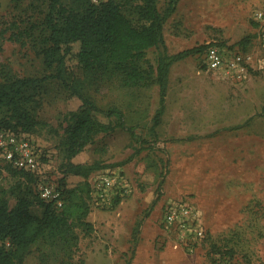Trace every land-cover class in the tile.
<instances>
[{"label":"rangeland","instance_id":"rangeland-1","mask_svg":"<svg viewBox=\"0 0 264 264\" xmlns=\"http://www.w3.org/2000/svg\"><path fill=\"white\" fill-rule=\"evenodd\" d=\"M167 2L158 0L161 11ZM44 7V0H0V76L2 66L21 76L46 73L34 40L17 36L29 21L44 16ZM256 9H264V0H180L164 27L169 52L211 41L242 49L237 44L248 35L252 40L246 50L258 52ZM127 12L135 24L142 23L135 10ZM147 58L156 64L157 49H149ZM88 91L102 106L120 107L125 124L99 134L79 160L105 166L98 170H121L132 191L109 208L90 197L87 219L95 227L79 230L74 264H139L143 229L150 227L146 220L152 215L162 227L166 203L177 198L194 201L203 213L207 238L197 251L202 250L199 264H264V71L251 70L235 82L207 72L198 52L176 61L158 124V83L127 88L112 80ZM81 104L60 82H51L37 111L46 125L29 132L43 148L44 175L57 183L64 176L58 144L67 125L65 114ZM84 180L70 174L65 181L72 186ZM21 181L20 174L0 165V187L10 189ZM9 197L14 206L16 195ZM158 207L159 216L154 212ZM33 211L40 213V205ZM171 236L163 229L154 248L148 246L144 253L151 259L140 264H198L197 253L177 247ZM38 248H32L23 264H47Z\"/></svg>","mask_w":264,"mask_h":264},{"label":"trees","instance_id":"trees-1","mask_svg":"<svg viewBox=\"0 0 264 264\" xmlns=\"http://www.w3.org/2000/svg\"><path fill=\"white\" fill-rule=\"evenodd\" d=\"M179 1L168 0L161 11L158 0H102L98 3L44 0V16L20 28L18 38L29 37L39 47L46 73L21 76L2 66L0 127L37 132L40 126L46 125L38 118L37 111L42 105V95L54 81L78 96L82 104L65 114L67 125L59 137L64 171L59 181L64 194L63 206L41 196L37 175L5 165L20 174L22 181L10 189L0 187V264H23L34 246L39 247L41 260L47 264H74L79 230L90 232L95 227L87 219L92 197L89 177L105 167L97 162H75L74 158L99 134L125 124L120 107L102 106L88 88L112 80L127 88L158 83L160 106L155 115L158 124L166 109L172 65L195 52L202 55L207 47L203 44L177 53L169 52L164 27ZM128 9L139 14L140 25L133 22ZM251 40L252 36L248 35L239 44L244 43L246 49ZM151 48L158 51L156 64L147 58ZM70 174L81 175L85 180L68 186L65 180ZM10 194L17 197L14 206L10 205ZM36 204L40 205V213L33 211ZM140 225L142 221L135 231Z\"/></svg>","mask_w":264,"mask_h":264},{"label":"built area","instance_id":"built-area-1","mask_svg":"<svg viewBox=\"0 0 264 264\" xmlns=\"http://www.w3.org/2000/svg\"><path fill=\"white\" fill-rule=\"evenodd\" d=\"M100 2L102 0H93ZM253 19L257 24V39L260 50L247 51L244 46L211 41L202 54L203 66L224 80L240 81L251 70L264 71V9H256ZM43 148L29 132L0 127V165H9L18 170L30 171L38 176L41 196L57 206H63L64 194L60 184L43 173ZM89 179L92 196L100 207H112L117 198H124L132 191L129 177L121 170L105 168L98 170ZM203 213L194 201L177 198L166 203L162 217L163 229L173 238L177 247L195 253L204 245L207 228Z\"/></svg>","mask_w":264,"mask_h":264},{"label":"crops","instance_id":"crops-1","mask_svg":"<svg viewBox=\"0 0 264 264\" xmlns=\"http://www.w3.org/2000/svg\"><path fill=\"white\" fill-rule=\"evenodd\" d=\"M82 153V152H81ZM81 153H79L75 158H74V161L75 162H81V160H79V155L81 154ZM160 207H158V209L157 210H155L154 212H156L157 213V215L159 216L160 214H161V212H160ZM157 215H156V218H157ZM154 221H155V218L154 217H152V215H151V217H149L147 220H146V223L147 222H150L149 223V229L148 230H145L144 231V229H143V236L145 237V239H142V243L139 245V247H138V250H137V258H136V260L138 261V263L140 264L141 262V260L143 259V260H145V259H148V261L151 259V256L150 255H148V256H146L144 253H145V251L147 250V247L149 246L150 248H152V245H153V248H154V245H155V241H156V238L158 237V235H160L162 232H163V229H162V227L160 226V225H158V224H156V223H154ZM91 222H93L92 220H91ZM94 223V222H93ZM153 224H155V225H153ZM201 252H202V250L200 251V252H196L197 254H196V258H195V261L197 262L198 261V264H199V261L202 259L201 257H200V255L199 254H201ZM151 253V252H150ZM198 255H199V257H198ZM135 264H137L136 262H135Z\"/></svg>","mask_w":264,"mask_h":264}]
</instances>
